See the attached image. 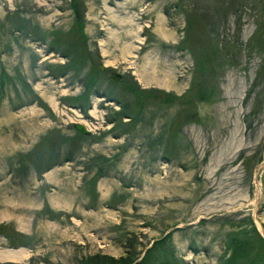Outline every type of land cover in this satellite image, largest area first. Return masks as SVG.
I'll list each match as a JSON object with an SVG mask.
<instances>
[{"label": "rangeland", "instance_id": "1", "mask_svg": "<svg viewBox=\"0 0 264 264\" xmlns=\"http://www.w3.org/2000/svg\"><path fill=\"white\" fill-rule=\"evenodd\" d=\"M263 160L264 0H0V264H264Z\"/></svg>", "mask_w": 264, "mask_h": 264}, {"label": "water", "instance_id": "2", "mask_svg": "<svg viewBox=\"0 0 264 264\" xmlns=\"http://www.w3.org/2000/svg\"><path fill=\"white\" fill-rule=\"evenodd\" d=\"M99 68L100 69H104V66L102 64H99ZM111 77L113 79H119L120 75L117 74V73H111ZM73 127L78 131L80 132L81 134L83 135H89L90 134V131L86 128V126L82 123H73ZM264 165V160L258 164L255 168V174L259 171V169ZM255 181L257 182V179L255 177ZM258 200V199H257Z\"/></svg>", "mask_w": 264, "mask_h": 264}, {"label": "bare ground", "instance_id": "3", "mask_svg": "<svg viewBox=\"0 0 264 264\" xmlns=\"http://www.w3.org/2000/svg\"><path fill=\"white\" fill-rule=\"evenodd\" d=\"M20 254V253H19Z\"/></svg>", "mask_w": 264, "mask_h": 264}]
</instances>
